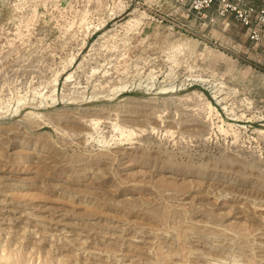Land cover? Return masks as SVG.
<instances>
[{
    "label": "rangeland",
    "instance_id": "1",
    "mask_svg": "<svg viewBox=\"0 0 264 264\" xmlns=\"http://www.w3.org/2000/svg\"><path fill=\"white\" fill-rule=\"evenodd\" d=\"M4 255L264 264V51L176 0H0Z\"/></svg>",
    "mask_w": 264,
    "mask_h": 264
},
{
    "label": "built area",
    "instance_id": "2",
    "mask_svg": "<svg viewBox=\"0 0 264 264\" xmlns=\"http://www.w3.org/2000/svg\"><path fill=\"white\" fill-rule=\"evenodd\" d=\"M178 8L200 23L216 18L238 22L255 48L264 51V0H176ZM168 20L162 19V22Z\"/></svg>",
    "mask_w": 264,
    "mask_h": 264
},
{
    "label": "bare ground",
    "instance_id": "3",
    "mask_svg": "<svg viewBox=\"0 0 264 264\" xmlns=\"http://www.w3.org/2000/svg\"><path fill=\"white\" fill-rule=\"evenodd\" d=\"M191 43V42H190ZM181 46V45H180ZM172 73V72H171ZM152 75V74H151ZM152 83V82H151ZM155 85V84H154ZM169 89V88H168ZM23 97V96H22ZM210 107V106H209ZM96 124V123H95ZM126 135V134H125ZM22 185V184H21ZM20 263V262H19ZM0 264H18L17 261L14 260L11 256H0Z\"/></svg>",
    "mask_w": 264,
    "mask_h": 264
}]
</instances>
